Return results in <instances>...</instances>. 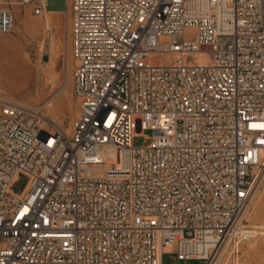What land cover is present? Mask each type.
<instances>
[{
  "label": "built area",
  "instance_id": "obj_1",
  "mask_svg": "<svg viewBox=\"0 0 264 264\" xmlns=\"http://www.w3.org/2000/svg\"><path fill=\"white\" fill-rule=\"evenodd\" d=\"M31 6L48 10L0 0V35ZM67 13L69 131L0 97V264H217L254 240L264 0H71Z\"/></svg>",
  "mask_w": 264,
  "mask_h": 264
},
{
  "label": "rangeland",
  "instance_id": "obj_2",
  "mask_svg": "<svg viewBox=\"0 0 264 264\" xmlns=\"http://www.w3.org/2000/svg\"><path fill=\"white\" fill-rule=\"evenodd\" d=\"M70 1L46 0L49 14L43 17H34V6L17 7L14 32L0 35L1 47L23 48L29 67L25 77L10 82V85L0 78V97L42 110L51 123L67 131L78 111L73 95L76 63L71 53L67 13ZM6 68L0 62V77ZM142 136L135 139L136 146L147 143L151 133L145 132ZM244 221L246 226L256 232H260L258 226L264 225V172L254 189L253 200ZM163 262L178 264L175 255L164 256ZM217 264H264V234L259 233L254 240L237 247L230 246Z\"/></svg>",
  "mask_w": 264,
  "mask_h": 264
},
{
  "label": "bare ground",
  "instance_id": "obj_3",
  "mask_svg": "<svg viewBox=\"0 0 264 264\" xmlns=\"http://www.w3.org/2000/svg\"><path fill=\"white\" fill-rule=\"evenodd\" d=\"M44 13L46 15L49 14L48 10H46ZM47 29H49V26ZM0 62H3V64L6 65L7 67L2 71V77L0 78L3 80L5 84H9V85L11 84L10 82L12 81L17 82L21 80L23 77H25L29 69L28 59L24 54L23 48L19 46H8V47L0 46ZM256 218L259 219L258 216H256ZM257 230L260 231V232H256L254 230L257 234L259 233L264 234V225L258 226Z\"/></svg>",
  "mask_w": 264,
  "mask_h": 264
}]
</instances>
